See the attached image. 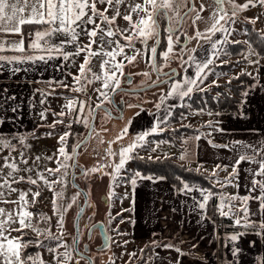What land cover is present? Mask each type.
<instances>
[{"label": "snow or ice", "instance_id": "6c2138e0", "mask_svg": "<svg viewBox=\"0 0 264 264\" xmlns=\"http://www.w3.org/2000/svg\"><path fill=\"white\" fill-rule=\"evenodd\" d=\"M212 5L215 7L209 17L211 23L204 31H201L195 27L196 21L201 20L203 18L201 14ZM250 7L264 8V0H244L242 3H237V0H210L208 5L204 3V0H0V53L5 51L21 53V55L12 56L0 54V62H2L0 68H3L5 64L13 63L24 64L37 61L47 63L49 60L57 58L65 62H74L76 57L82 56V62L78 64L77 72L69 73L72 77V84H68L64 80L50 82V84L54 83L55 86L68 89L73 93H82L86 98L65 97L66 102L61 106L59 112H52L54 119L47 126L54 129L57 124H65L63 117H69L71 122L82 123L86 128H91L87 116L84 115L86 108L89 114L94 111L89 104L92 99L89 87L99 82V87L92 89L98 94V100L103 98L100 103L95 105L96 109L100 108L104 101L112 103L109 92L115 94L120 90L121 78L125 77L124 68L126 65L133 64L138 57L147 56L149 66L157 73V79L152 82L153 85L159 87L163 83H169L168 91L162 92L159 97L160 103L156 104L157 109H160L161 105L170 98L191 99L196 92H206L211 87H219L216 80H213L210 85L205 84L211 72L210 66L220 58L221 54L228 55L223 51V45L240 43L229 39L234 31L230 25L235 24L239 14L247 11ZM189 17H192L194 27L191 36L184 32L182 27L184 21ZM245 19L249 23L255 24L259 17ZM118 20L124 21V25L121 26L117 23ZM161 20L166 21L163 28L166 47L158 53V48L161 45ZM26 25L39 27L25 32L24 26ZM217 33H220L222 38L213 39ZM181 35L188 42L195 40L199 48H203L206 43L212 50L211 54L201 57L194 55L197 52V47L188 48L187 44L181 41ZM11 36H18L19 39L15 41L8 39ZM54 36L59 40L58 43L53 41ZM149 41H152L151 45ZM137 43L141 47L138 48ZM68 46H72V50H68ZM177 46H179V51H176ZM29 50L32 54H28ZM158 56L161 63H157ZM93 59L97 60L98 71H94ZM173 60L178 62L182 69L181 72H177L176 69H171L169 72L164 71L165 67H170ZM225 62L221 61V63ZM249 63L258 65L259 60H249ZM190 68L194 69L192 74H188ZM11 71L15 74L21 69L17 67L12 68ZM258 73L259 69L255 76L247 71L241 72V75L252 76L254 80L258 81ZM143 75L151 79L150 73L144 72ZM234 78L239 79V76ZM128 82L131 83V80L129 79ZM227 83L231 84V80H228ZM251 87H255V85ZM0 91L3 90L0 89ZM54 93L55 87L44 95H53ZM242 95L247 97L248 92L245 91ZM41 103H45V100H41ZM128 106L137 107V105ZM172 107L175 105L169 106L166 117H171L170 109ZM12 111H16V109H12ZM47 111L48 109H45L40 112L42 120L47 119ZM204 112L205 109L200 108L195 114H204ZM106 115L110 116V113H106ZM207 115L211 116L212 113L209 111ZM217 115L219 114L217 113ZM184 118L186 117L182 113L181 119ZM71 122L67 124L68 128H71ZM166 122V118L159 120L157 127L151 129V133L158 130L164 131L163 128H159V124ZM4 123L5 121L0 119V125ZM130 123L131 121H129ZM218 125L219 121L215 123L211 120L207 121L204 127L211 131L206 134L202 132L192 139L198 141L201 138L211 137L215 132L223 133L225 130ZM151 133L144 132L137 135L126 147H121L118 153L114 152L111 147L107 148V156H118L117 162H109L85 170L75 163L77 149L83 145L84 140H78L69 153L66 150V145L67 138L71 133L68 131L59 136L60 147L56 152L46 157L27 154L31 145L26 141L29 136L35 138V132L29 135H18L15 133L5 134L0 131V205L13 206L10 209L0 206V264H48L40 253H28L26 250L29 247L46 248L47 252L51 254L54 264H80L81 260L85 261V264H94L93 258L88 256L86 251L81 252L77 247L80 243L79 236H73L71 247L63 241L65 214L82 194L77 192L66 205L63 203L68 169L81 167V174L89 177L110 167L112 172L103 174L110 175L112 181H116L128 161L144 158L138 157L135 150L145 146V138ZM127 134L128 126L126 125L121 134L117 136V140L123 139ZM48 135L51 136L52 133L49 132ZM207 142L214 148L229 150L235 148V160L230 164L214 166L207 177L211 187L205 188L189 184L181 177H177L181 185L177 191L193 200L194 209L199 210L201 221L211 220V217L206 215V210L209 201L216 199L218 203L215 205V210L220 217L228 218L233 221L234 226L251 229L255 235L264 238V140L257 143L233 141L228 144H216L212 139H208ZM184 143H187V140ZM155 150V148L151 149V151ZM148 159H152V157L149 156ZM180 159H186V154L181 155ZM42 160L52 161L56 167L52 168L46 165L42 167ZM70 161L72 163H69ZM242 162L256 165L255 168L245 169L246 182L243 185L245 194L241 196L238 191L236 193L215 191L216 188L235 187L239 189L241 187L239 166ZM229 167H231L230 172L228 171ZM201 168L202 165H198L195 171L200 172ZM186 170L191 171L192 169ZM221 171L228 174L221 178L219 176ZM162 179H166V177L145 176L139 171L127 178L133 189H135L138 180L156 181ZM20 184H28L32 187L25 190L17 187ZM41 186L52 193L51 205L53 216L56 217V232L52 231L51 216L31 211L42 195ZM73 186L75 187V185ZM109 187L111 189V185ZM33 188L35 191L32 190ZM194 192L198 193V196L191 195ZM114 195L115 193L110 190L108 198L110 199ZM252 202L257 205L255 210L250 206ZM83 211L84 209L81 207L77 216L82 215ZM117 215L121 214L117 213ZM113 219L114 217L109 212L108 223L110 224ZM41 223L45 227H41ZM97 227L104 230L103 222L92 225V229ZM113 231L121 234L118 229H113ZM247 234V232H237L223 237L228 241V244L224 246L228 248L234 258L229 264H239V255L242 249L236 244L241 237ZM111 239L109 237V240ZM45 240L56 243L46 246ZM124 243L127 244V241ZM254 245L255 241L249 242L250 247ZM105 247L108 245L102 246L99 251L103 252ZM147 247L174 250L183 255L181 249L170 243L161 244L154 241ZM193 247L195 248L196 245ZM84 248L87 250L88 245H84ZM143 253L144 249H141V254ZM127 255L129 260L124 264H133L136 259H144L143 255H138L135 251L127 253ZM109 259L111 264H115L114 259L111 257ZM148 260H151V256L148 257ZM175 264H181L179 258Z\"/></svg>", "mask_w": 264, "mask_h": 264}, {"label": "crops", "instance_id": "0c3cea01", "mask_svg": "<svg viewBox=\"0 0 264 264\" xmlns=\"http://www.w3.org/2000/svg\"><path fill=\"white\" fill-rule=\"evenodd\" d=\"M242 2H244V0L237 1V3ZM204 3L210 4L208 0H204ZM212 6L214 7V5ZM212 6L208 7L207 10L210 9L212 12ZM197 7H199V4ZM207 10L201 14L202 17L205 16ZM245 12L248 13V16H246L247 18L259 17L255 25L264 31V8L250 7L239 16L242 18L245 17L243 15ZM117 23L121 24V26L124 25L122 20H118ZM36 27L39 26L26 25L24 26V31L28 32L30 29ZM195 27L199 30H205L200 23H198L197 26L195 24ZM217 38H222L220 33H217L216 36L213 37V39ZM8 39L15 41L18 40L19 37L11 36L8 37ZM52 39L57 43L59 42L55 36ZM68 50H72V46H68ZM211 52V48L205 44L198 54L210 55ZM0 54L7 56L21 55V53L14 51H5ZM28 54H32L31 50H29ZM233 58L239 60L241 64H247L250 60L244 54H240ZM93 61H95V59H93ZM80 62H82V56L76 57L74 62H65L57 58L49 60L47 63L40 61L36 63L27 62L24 64L13 63L5 64L3 68H0V89L3 90L0 91V119L5 121L3 125H0V131H3L5 134H30L40 127L48 128L47 125L54 119L52 112H59L61 110V106L66 102L64 99L65 97H79L80 99H85L86 97L82 93H73L68 89L55 86L54 83L50 84V82L58 80H64L68 84H72V77L69 73L75 74ZM17 67L20 68L21 71L13 74L11 69ZM258 69V81L254 80V82L248 85L243 91H247L248 95L247 97L241 96L239 110L234 112H215L211 110V112L214 111L216 115L217 113L219 114L215 117L212 116L214 119L211 121L214 123L219 121L218 126L225 130L223 133L215 132L211 137L201 138L198 141L192 139L196 135L202 132L204 133V125L209 119L204 121L197 119L195 117V112L197 111L193 114L191 112L192 117L196 120L194 119L195 121H191L189 119L188 124H190L189 126L199 128L200 132L185 134L182 138L181 149L176 147L167 153L162 152L161 154L155 150L156 156L151 157L162 158L172 155L182 164H188L193 167L202 165L201 170L204 171L207 169V174H209L216 164H230L234 161L236 158V149L214 148L207 142L208 139H212L216 144H228L233 141L257 143L264 140V62L259 61ZM243 71L249 72L248 70ZM250 72L255 76L257 69H252ZM205 84L210 85V80ZM253 85H255V87H251ZM53 87H55V93L53 95H44L45 93L51 92ZM89 94L92 97L89 104L95 109V105L100 103L103 99H97L96 93L94 91L92 92V86L89 87ZM41 100H45V103L42 104ZM106 102L107 101H104L103 104ZM141 105V107H143V104ZM12 109H16V111H12ZM45 109H48L46 113L47 119L42 120L40 112ZM207 112L209 111L206 109L205 114H207ZM84 115L87 116L88 120L91 119V114H89L87 108ZM62 119L65 120V124H59L60 126L57 127V129H59L54 130V132L56 133L60 130L61 135L65 131H68L71 135H69L67 139H80L79 137H81L84 125L82 123L71 122L69 117H63ZM143 119L144 118L139 119L136 123V133H151V129L157 127L158 122L149 123L145 126L143 125ZM69 122H71V128L67 127ZM132 132L133 136L131 138L133 140L138 134H135L134 131ZM58 137L59 135L53 137L55 143ZM185 140H187V143H184ZM128 141L130 142V138ZM161 142H165V140L155 141L152 144V148L156 149L157 145L161 146ZM70 148L71 146L67 144L66 149ZM185 154L186 159L181 160L180 156ZM69 163H71V161ZM250 167L255 168L256 165H250L246 162L240 164L239 182L241 187L239 189L235 187H226L223 188L221 192L236 193L238 191L241 196L244 195L245 188L243 185L246 182L245 169ZM228 171H231V167H229ZM227 174V172H219V175L223 177ZM150 176L161 177L157 175ZM112 183H114V181ZM194 185L201 186L198 184ZM129 186L130 183L128 184V187ZM120 191L122 190L120 189ZM191 195L198 196V193L194 192ZM131 199L132 207L130 203L127 202V211L129 212L131 208L132 213L130 211L127 214V219L123 221L129 223L127 228L128 241L140 240L142 242V248L144 249L142 255L144 259L138 262H143V264H145L146 261L147 264H175V261L179 258L181 264H229L234 258L228 251V248L224 246L228 244V241L223 239V237L237 232L248 233L241 237L236 244L237 247L242 249L239 255V264H262V261H264V238L255 235L251 229L234 226L233 221L228 218H222L220 216L215 218L214 215L212 216L208 212V207L206 215L211 217V220L204 219L201 221L200 212L198 209H194L193 200L189 196L179 193L177 188L167 179L156 181L138 180ZM250 206L253 210L257 207L254 202H252ZM218 220L223 221L224 224L222 227H218ZM213 221H215V224H213ZM154 241L161 244H173L182 250L183 255L178 254L174 250L147 247ZM250 241H255V245L250 247ZM131 245L132 244H130V246ZM193 245H196V247L194 248ZM229 247H231V245H229ZM149 256H151V260H148Z\"/></svg>", "mask_w": 264, "mask_h": 264}, {"label": "rangeland", "instance_id": "374dc122", "mask_svg": "<svg viewBox=\"0 0 264 264\" xmlns=\"http://www.w3.org/2000/svg\"><path fill=\"white\" fill-rule=\"evenodd\" d=\"M208 2H210V0H208ZM206 5H208V4H206ZM226 7H227V5H226ZM210 15H211V10L208 9L205 16L201 20L196 21V26L198 23H200L203 25V28L206 29L211 23V21L209 20ZM243 15L245 17L242 18L241 16H239L237 19V22L235 24L231 25V28L234 29V31H233L232 36L229 37V39L234 40V41H239V42L244 41V43H246V50H244L240 54H244L250 60H259L260 62H264L263 57L252 54V53H256V51L254 49H252V47L249 45V42H248L247 37H246V31H245V24L248 21L245 18H247L246 16H248V13L245 12V13H243ZM124 23L125 22L123 21V24ZM182 27H183V31L186 33H188L187 32L188 29H189V31H191L192 29L190 30V27H193L192 17L187 18L184 21ZM255 27L259 31H261V33L264 34V31H262L263 29L262 30L259 29V27L256 25H255ZM201 31H204V30H201ZM188 35L189 36L193 35V31L191 34L189 32ZM182 39L185 40V37L183 38V35H181V40ZM149 44L151 45L152 41H149ZM228 44L223 45V51L227 52L228 55L225 56V55L221 54L220 58L217 59L213 65H211L213 67V69H211V72L205 81V83H206L208 80H210V84H211L213 80H216L217 83L220 85L219 87H211L208 90L210 93H212L216 97L221 96L223 94V92L221 93L218 88H221L220 90H222V91L226 90L229 93H233L231 87L226 86L228 84L227 83L228 80H231V83H232V81H234V79H235L234 77L239 76V74H241V72L243 70H248L250 72L252 69H258L259 68V64L258 65L251 64V63H247V64L242 63L241 64L239 62V60H237L236 58H233V57L238 56V55H234L233 53H231L227 49ZM136 46L138 48L141 47V45L139 43H137ZM187 46H188V48L197 47V52L194 53V55H197L198 57L204 56V54H202V53L198 54V52L202 48H199L197 46V42L195 40L188 42ZM165 47H166V43H165L164 48L160 52H162L165 49ZM176 51H179V46H177ZM221 61H226V62L221 63ZM161 62L162 61L160 60V58L158 56L157 63H161ZM175 62H177V61H175ZM92 63L94 65V71L95 70L98 71L97 60L95 59V61H92ZM216 64L229 65L230 67L227 66L225 68L226 70H222V69L217 68ZM125 70L128 71L127 73H129V74L137 76V79L133 82L134 88H140V87H144V86H147L149 84H152V82L156 79V76H157V73L155 71H153L151 69V67L149 66L147 56L138 57L137 60L133 64L126 65V67L124 68V73L126 72ZM193 71H194V69L190 68L188 74H192ZM144 72L150 73L151 79H149L148 77H145L143 75ZM177 79H180V77H177ZM233 83H235V82H233ZM91 86H92V89L95 87H99V82H97ZM168 89H169V83H164V84L160 85L159 87L156 86L152 89H149L148 91L123 93L124 96H128L129 101L127 100L128 102H126L124 113L120 117H116L115 115L111 114L110 112L101 109V115H100V117L98 115V120L96 123L97 124L96 129L94 130V132H93L90 140L86 144L85 148L82 149V151L80 153L79 164L82 165V167H84L85 170H87V169H91L93 167H96L98 165L108 164L109 162H113V163L117 162L118 156L117 157L107 156L106 149L111 147V149L114 152L118 153L119 150L121 149V147H126L130 142H132V138H131L133 136L132 131H134L135 134L139 135V133H136L137 131H135L136 123L139 121V119L144 118L142 121H143V125H145V126L148 125L149 123L150 124L157 123L162 118H166L168 120L169 117H166V113L169 110V106L175 105V107H172L170 109L171 113H173L174 109L178 106L183 105L184 100H185V99L179 100L177 98H170V99L166 100L164 104L161 105L160 109H157L156 104L160 103V99H159V97L161 95L160 92L166 93L168 91ZM111 94L112 93L109 92L110 98H111ZM119 94H121V93H119ZM96 95L98 96L97 93H96ZM141 104H143V107H141L142 106ZM186 104L188 106H190V104H188V102H186ZM128 105H137V107H129ZM189 109H190V113L185 116L186 118L181 120L180 124L165 126L164 123H162V124H159V126H160L159 128H163L164 131L168 130L169 132H171L170 134H173V132L175 131L173 129L175 127H178L179 125H183V124L184 125H190V124H188V121H189V119L191 121L196 120L194 117H192V114L197 110L194 108H190V107H189ZM207 110L211 112L212 109L207 108ZM191 112H192V114H191ZM215 112H217V111H215ZM215 112L212 111L211 116L205 114V112H204V114H196L195 117L197 119H200L203 121L207 120V119L213 120L214 117L217 116L215 114ZM92 113H91V115H93ZM106 113H110V116L106 115ZM91 115H90V117L92 119ZM212 116H214V117H212ZM91 119L89 120L90 123H91ZM129 121H131L130 124H129ZM126 125L128 126V134L126 136H124L123 139L117 140V136L121 134L122 129ZM59 126L60 125L57 124L54 129L49 128L48 126H47L48 128L40 127L38 129H35V131H34L35 132V138L29 136V139L26 141V143L31 145L30 149L27 150V154L30 156L46 157V156H49V155H52L53 153H55V148L57 150V148L60 147V145L58 143V139L55 143V140L53 137H57L58 135L60 136V130H59V132H56L57 136H56V133L54 132V130H56L57 127H59ZM83 127H85V126H83ZM200 128H202V127H200ZM210 130L211 129L204 127V133L205 134L207 132H209ZM49 132L52 133L51 136L48 135ZM157 132H159V130ZM18 135H29V134H18ZM177 137H179V136H177ZM129 138H130V142L128 141ZM147 139H148V137L145 138L146 143H148L147 144L148 146L139 147L136 150L138 153L142 154L144 157L156 156L155 155L156 152H160V154L162 152L167 153L170 150H173L174 148H176L172 143L165 141V142H161V146H158L156 148V152H154V151H151V149H152V144L155 141L147 142ZM78 140L79 139L74 138V140H73L72 138H69V139H67V144L72 146V148H73V146L77 143ZM113 141H115V142L113 143ZM13 143H16V141H14ZM72 148L66 149V150L69 153H71ZM128 164H129V161L126 163L125 167ZM45 165L47 167H52V168L56 167L54 162L42 160L41 166L43 167ZM193 168L196 169L197 167H193ZM104 172L111 173L112 168H110V167L104 168L102 172L94 173V174L90 175L89 177H85L82 175L83 176V181H82L83 185L81 184V186L84 187L88 191L89 202H88L87 209L84 213L83 220H82L81 225H80L81 231H82V233L85 232V230L88 229L89 225H91L94 221H97V220L105 221L108 232L112 238L111 246H110V248H108L107 250H104L103 252L95 249L93 252H91L90 256L94 259V261L98 262L99 264H111V261L109 259L110 257L115 260V264H124L125 261L129 260V256L127 255V253H131V252L135 251L138 255H142L141 249H143L142 248V242L140 240L128 241L129 239H128V233H127L128 229L127 228H128L129 223L127 221H123V223H121V221H120V220H124V219L126 220L127 214L130 211L132 213L131 208H130L129 212L127 211V206H128L127 202L130 203V205L132 207L131 197L133 195L134 189L132 188L131 185L128 187V184H129L128 180H127L128 174H127V172H125V169L122 170L121 176L119 178H117V180L114 181V183H112L113 181L111 179V176L110 175H104L103 174ZM205 173L207 174V172H205ZM207 175H209V174H207ZM220 175H223V174H220ZM220 177L223 178V176H220ZM65 179H66V188L64 191L63 203L66 205L70 201L71 197L80 191H78V189H76L73 186L72 169L71 168L68 169V176ZM77 181H78V179H77ZM110 185H111V189L109 187ZM17 187L26 190L32 186L28 185V184H20V185H17ZM57 188H59V186H57ZM120 189L122 191H120ZM32 190L35 191V188H33ZM110 190L113 191L115 193V195L109 199L108 194H109ZM221 191H222V189H221ZM41 192H42L41 197L45 198V200H43L44 202H42L41 197H40L36 204L42 205L43 213H46L48 216L52 217V225H53L52 231L56 232L57 231V229L55 227L56 217L53 216L52 205H51L52 193L50 191H48L46 188H44L43 186H41ZM104 196H106L105 200L103 199ZM79 198L83 199L82 194L77 198L76 203L73 204V207L78 206ZM0 206L5 207V208H9V209L13 207L12 205H0ZM76 207L71 208L67 211V213L65 214V220H64L65 235H64L63 241L65 243H67L70 247L72 246V243L70 241L71 238L68 236L65 228L71 227L74 216L76 215V211H77ZM109 212H111L112 216L114 217V219L112 220V222L110 224L108 223V213ZM117 213H120L121 215H117ZM40 226L45 227V225L42 223ZM113 229H118V232L121 234H118L116 231H113ZM125 232H126V234H125ZM13 235H16V233H13ZM29 235H31V233H29ZM94 239H95V244L99 245L101 237L97 231L95 232ZM113 241H115V242L113 243ZM125 241H127V244L124 243ZM48 242H51V241L48 240ZM48 242H45V245H47ZM130 244H132V245L130 246ZM61 251H63V249H61ZM38 253H40L44 257V259L48 262V264H54V262L52 261L51 254L49 252H47V250L40 249V251ZM139 260L141 261V259L134 260L133 264H143V262H138Z\"/></svg>", "mask_w": 264, "mask_h": 264}, {"label": "trees", "instance_id": "16d2710c", "mask_svg": "<svg viewBox=\"0 0 264 264\" xmlns=\"http://www.w3.org/2000/svg\"><path fill=\"white\" fill-rule=\"evenodd\" d=\"M165 22V21H163ZM246 37L249 42V45L256 51L258 56L264 58V34L259 31L253 23H249L248 21L245 24ZM164 37V33H163ZM165 41L163 39L160 51L164 48ZM227 49L233 53L234 55H239L244 50H246V43H229ZM159 51V52H160ZM229 65H219L216 64V67L222 70H226L225 68ZM230 67V66H229ZM213 69L212 66H210ZM235 82V83H233ZM254 82L253 77L248 75L239 74V79H234L231 84H227V87H231L233 93H229L226 90L219 91L223 94L221 96H214L208 90L206 92H196L192 95L191 99L185 98L183 106H178L174 109L171 117L164 123L165 126L180 124L181 122V114L184 116L190 113L189 106L186 104H190V108H194L199 110L200 108L207 109L210 108L217 112H234L239 110L241 96L246 87ZM87 130L86 127H83ZM173 130V134H170L168 130L155 132L148 136L147 142L153 141H168L172 143L178 149H181L182 138L187 133H199L200 129L191 127L189 125H179L175 127ZM179 136V137H177ZM148 143L145 144V146ZM144 146V147H145ZM138 157H144L142 154L138 153L135 150ZM186 169H192L188 171ZM139 171L142 175H157L161 177H166V179L177 189L181 187L180 181L177 180V177H181L184 181L189 184H198L205 188L211 187L209 180L207 179L208 175L204 171L197 172L191 165H186L180 163L174 156H165L162 158H152L148 159V157H144L143 159L136 158L129 161V164L125 167V172H127L128 177L131 176L134 172ZM215 191H220V188H216ZM218 203L216 199L210 200L208 205V212L215 218L219 215L215 210V205ZM223 218V217H222Z\"/></svg>", "mask_w": 264, "mask_h": 264}, {"label": "water", "instance_id": "95a60500", "mask_svg": "<svg viewBox=\"0 0 264 264\" xmlns=\"http://www.w3.org/2000/svg\"><path fill=\"white\" fill-rule=\"evenodd\" d=\"M183 14V13H182ZM187 40H185V42L184 43H186L187 44ZM161 43H162V26H161ZM161 46V45H160ZM159 49H160V47L158 48V52H159ZM125 77L129 80H131V83H129L128 82V80L126 81V84H128V85H130V84H132L133 83V80H134V76L133 75H130L129 73H125ZM125 77H123L122 79H124ZM164 84V83H163ZM151 85V86H150ZM162 85V84H161ZM154 87H156L155 85H153V84H149V85H147V86H144V87H140V88H126V87H120V90H118V92L117 93H119V92H123V91H127V92H141V91H146V90H149V89H151V88H154ZM117 93H115V94H111V100H112V105H113V107L114 108H116L118 111H119V114H116V113H114L113 111H112V108H110L109 106H107L106 104H103L102 103V106L100 107V108H98V109H94V111H93V115H92V119H91V128H88V131H87V133H86V135L84 136V138L82 139V140H84V143H83V145L80 147V148H78L77 149V155L75 156V163L76 164H78L79 166H81L80 164H79V156H80V153H81V151H82V149H84L85 148V146H86V144L88 143V141L90 140V138H91V136H92V134H93V132H94V130L96 129V123H97V118H98V113L100 112V110L101 109H103V110H106V111H108V112H110L111 114H113V115H115L116 117H120V116H122L123 115V113H124V109H125V106H126V103H125V101L122 99L121 100V102H120V105L119 104H117V102H116V94ZM94 129V130H93ZM86 138V139H85ZM82 167V166H81ZM81 167H75V168H72V183H73V185H75V188L76 189H78V191H80L81 193H82V196H83V200L81 199L80 200V206H79V210H80V208L82 207L83 209H84V211H83V213H82V215H80V216H76V219H75V227H76V236H79L80 237V240H81V237H82V235H81V232H80V222H81V220H82V216H83V214H84V212H85V210H86V207H87V204H88V201H89V193H88V191L84 188V187H82L81 185H80V183L77 181V177H78V172H77V170L78 169H81ZM83 169H84V167H82ZM73 173H74V175H73ZM79 212V211H78ZM98 222H103V224H104V230H101L99 227H97V229L99 230V233H100V235H101V239H102V244L99 246V247H97V250L99 251L100 249H101V247L102 246H105V245H108V247H105V249L104 250H107L108 248H110V246H111V243H112V239L111 240H109V237H111L110 236V234H109V232H108V229H107V226H106V223H105V221H103V220H100V221H97L95 224H97ZM96 229V228H95ZM93 230L94 229H92V227L90 228V231H89V236L91 237V235H92V232H93ZM77 247L79 248V245H77ZM88 252H89V250H87ZM88 255V254H87ZM88 256H90V255H88ZM91 257V256H90ZM93 261H94V259H93Z\"/></svg>", "mask_w": 264, "mask_h": 264}, {"label": "flooded vegetation", "instance_id": "af4514ba", "mask_svg": "<svg viewBox=\"0 0 264 264\" xmlns=\"http://www.w3.org/2000/svg\"><path fill=\"white\" fill-rule=\"evenodd\" d=\"M182 14V13H181ZM165 24H166V21L165 22H163V20H161V26H162V41H163V28L165 27ZM192 29V30H191ZM190 30L191 31H189V29L187 30V32L189 33L190 32V34L192 33V31H193V27H190ZM187 33V34H188ZM183 38H184V36H183ZM186 40V39H185ZM185 40L184 39H182L181 41L184 43L185 42ZM188 43V42H187ZM161 45H162V43H161ZM160 48H161V46H160ZM159 51H160V49H159ZM159 53V52H158ZM171 69H176L177 70V72H181L182 71V69L179 67V64H178V62H175L174 60L171 62V64H170V67H165L164 68V71L165 72H169ZM126 71V70H125ZM128 71H126L125 73H127ZM134 76V80H133V82L137 79V76L136 75H133ZM156 79H157V76H156ZM155 79V80H156ZM128 79L125 77L124 79H122L121 78V86L120 87H126V88H134V86H133V83L132 84H130V85H128V84H126V81H127ZM154 80V81H155ZM152 89V88H151ZM146 91H148V90H146ZM127 91H123V92H119V93H121V94H119V93H117L116 94V102H117V104H119L120 105V102H121V100L123 99L124 101H125V103L126 102H128L129 100H128V96H124L123 95V93H126ZM128 100V101H127ZM107 106H109L110 108H112V111L114 112V113H116V114H119V111L116 109V108H114L113 107V105H112V103H108V102H106L105 103ZM98 115H99V117H100V115H101V110H100V112L98 113ZM97 120H98V118H97ZM82 134H81V137H79L80 139L79 140H82L83 138H84V136L86 135V133H87V131H88V129H87V131H86V129H84V128H82ZM71 148H72V146H71ZM70 148V149H71ZM82 166V165H81ZM72 169V168H71ZM78 177L76 178V179H78V181L80 182V185L82 184L83 185V176H82V174H81V169H78ZM105 198H106V196H104L103 197V199L105 200ZM43 200H45V198H43V197H41V201L42 202H44ZM80 198H79V202H78V206L76 207L77 208V211H76V215L74 216V219H73V222H72V225H71V227H67V228H65V230L67 231V234H68V236L71 238L70 239V241H71V243H72V238H73V236H76V227H75V219H76V216H77V213H78V211H79V206H80ZM83 200V199H82ZM89 202V201H88ZM87 206H88V204H87ZM75 207H73L72 206V208H75ZM86 209H87V207H86ZM33 212H37V213H43V208H42V205H40V204H36L35 205V207L34 208H32L31 209ZM86 211V210H85ZM85 213V212H84ZM83 217H84V214H83V216H82V220H83ZM82 220H81V222H82ZM97 221H100V220H97ZM97 221H94L91 225H89V227H88V229H86L85 230V232H83L82 233V231H81V226H80V232H81V235H82V237H81V240H80V243H79V250L81 251V252H85L86 251V254H88V255H91V252H93L95 249L97 250V247H99L101 244H102V239L100 240V244L99 245H97V244H95V239H94V235H95V232L97 231L98 233H99V230L96 228V229H94L93 230V232H92V235H91V237L89 236V231H90V228L92 227V225L93 224H95ZM81 222H80V225H81ZM68 229V230H67ZM100 234V233H99ZM100 237H101V235H100ZM27 238V237H26ZM49 241H51V240H49ZM45 242H48V240H45L44 241V243ZM56 242L55 241H51V242H48V244L46 245V246H48V245H54ZM84 245H88V248H87V250H89V252L87 251V250H85V248H84ZM40 249H42V250H46V248L44 249V248H34V247H29L26 251L28 252V253H31V254H36V253H38L39 251H40ZM80 264H85V261H83V260H81L80 261ZM94 264H99L98 262H96V261H94Z\"/></svg>", "mask_w": 264, "mask_h": 264}, {"label": "built area", "instance_id": "2783aa9c", "mask_svg": "<svg viewBox=\"0 0 264 264\" xmlns=\"http://www.w3.org/2000/svg\"><path fill=\"white\" fill-rule=\"evenodd\" d=\"M31 30H33V29H30L29 31H31ZM223 221H221V220H218L217 221V225H218V227H222L223 226Z\"/></svg>", "mask_w": 264, "mask_h": 264}]
</instances>
